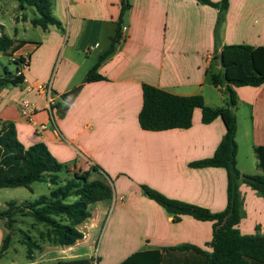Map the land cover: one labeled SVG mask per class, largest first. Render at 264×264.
<instances>
[{"label": "crops", "instance_id": "crops-1", "mask_svg": "<svg viewBox=\"0 0 264 264\" xmlns=\"http://www.w3.org/2000/svg\"><path fill=\"white\" fill-rule=\"evenodd\" d=\"M127 2L120 14L121 0H50L61 29L40 28L36 40L22 39L25 43L12 53L27 58L20 70L25 81L0 87V119L13 124L23 146L42 142L68 172L85 173L96 164L112 183V196L93 203L89 216L76 225L82 237L64 245L69 251L54 253L51 246L48 258L33 262L85 257L91 264H117L133 252L155 250L158 264H200L197 250L162 248L186 244L205 252L211 249L209 221L189 215L172 221L170 213L141 194L138 184L212 212L222 210L225 170L188 163L212 154L227 116L202 123L195 107L189 127L152 131L139 127L137 113L142 84L176 95L199 94L204 105L223 106L219 89L208 78L211 67L219 69L213 61L216 9L196 0ZM117 22L119 36L110 49ZM219 42L264 45V0H228ZM100 55L95 73L102 78L85 81ZM48 81L54 99L51 118L42 94L32 87ZM232 89L235 166L241 174L263 175L253 146H264V83ZM70 90L74 91L59 114L57 102ZM22 99L35 105L30 119L19 114ZM39 124L44 127L35 133ZM238 190L243 210L236 224L239 233H252L255 226L264 231V198L244 183ZM81 241L91 249L70 251Z\"/></svg>", "mask_w": 264, "mask_h": 264}, {"label": "trees", "instance_id": "trees-1", "mask_svg": "<svg viewBox=\"0 0 264 264\" xmlns=\"http://www.w3.org/2000/svg\"><path fill=\"white\" fill-rule=\"evenodd\" d=\"M21 9L29 8L33 16L31 26L46 29L53 25L60 28L59 21L51 13L50 0H16ZM216 9L213 29V61L219 69L211 75L210 82L217 87L223 97V106L208 107L199 94L176 95L152 85H141V106L137 113V123L144 130H164L187 128L191 123L192 109H200V121L208 123L219 115L227 116L224 133L212 154L188 163L191 167H222L225 170V205L222 210L212 212L207 208L165 196L154 188L139 183L141 194L154 201L165 212L171 214L172 221L179 215H189L200 221L211 223L210 251L182 244L168 249H193L200 252V264H264V231L255 226L249 234H240L236 224L243 215L239 183L248 185L264 198V176L260 173L241 174L235 166L236 144L234 141L235 119L231 109L235 105L233 86H257L264 83V45L252 46L246 43L226 44L219 42V28L224 20L228 0H196ZM128 7L127 0H121L120 14ZM120 23L117 22L111 38L110 49L119 36ZM25 43L22 39L8 36L0 24V52L12 54ZM109 49V50H110ZM87 71L84 80L101 79L95 73L99 59ZM14 71L3 67L0 73V87L20 84L22 76L15 71L21 58H12ZM74 91V90H73ZM73 91L61 94L59 114L65 110L67 99ZM257 166L264 169V146H253ZM90 171L97 177L88 179L85 173L68 172L67 166L58 162L42 142L23 146L16 138L11 122L0 119V187L30 188L32 182H45L53 187L46 194L26 200H9L0 210V220L5 233L0 237V256L7 250L12 237L18 234L19 242L25 248V257L32 259L41 242L69 245L82 237L76 225L89 216V207L100 200L112 196V183L109 176L96 164ZM20 224L26 227L19 226ZM31 230V231H30ZM160 254L153 251H136L117 264H158ZM21 264H91L90 259L72 258L53 261H37Z\"/></svg>", "mask_w": 264, "mask_h": 264}, {"label": "rangeland", "instance_id": "rangeland-1", "mask_svg": "<svg viewBox=\"0 0 264 264\" xmlns=\"http://www.w3.org/2000/svg\"><path fill=\"white\" fill-rule=\"evenodd\" d=\"M33 16V12L29 8L21 9L18 7L16 0H0V24L2 25V30L10 37H16L18 39H26L30 41H34L40 35V28L38 26H31L29 23V19ZM16 28V29H15ZM16 32V33H15ZM15 34V35H14ZM14 55L6 54L0 52V73L2 72L3 67L8 69L9 71L14 70V63L10 60ZM217 71L215 67H211L208 71V78L211 75L216 74ZM264 175V174H263ZM97 175L89 170L88 179H94ZM53 186L45 183V182H32L30 184V188L26 187H0V210L5 207V202L9 200H26L36 198L40 194H46L49 189ZM112 204V203H111ZM111 205L107 212L110 211ZM19 226L26 227V225L20 224ZM31 231V230H30ZM5 233V228L2 226V220H0V237ZM18 234H15L11 242L5 251V253L0 256V264H21L27 262H33V260L45 259L48 258L47 251L52 250L54 253H63L68 252L66 250L67 246L59 245V244H50L48 242H41V247L39 250H35L33 253L32 259H27L25 257V248L23 244H21L18 240ZM91 247L85 241H81L80 244L77 243L71 246L70 251L82 252L86 249L89 250ZM85 249V250H84ZM50 252V253H53ZM94 260V257H92ZM94 264V263H93Z\"/></svg>", "mask_w": 264, "mask_h": 264}, {"label": "built area", "instance_id": "built-area-1", "mask_svg": "<svg viewBox=\"0 0 264 264\" xmlns=\"http://www.w3.org/2000/svg\"><path fill=\"white\" fill-rule=\"evenodd\" d=\"M121 29L123 30L124 29V26L121 27ZM21 58V61L18 65V68L17 70L15 71V74L18 75L20 74L21 75V72L20 70L22 68H24L26 66V63H27V58L25 57H20ZM25 79L22 77V80L21 82H24ZM32 87L34 88V90L37 92V93H40L42 94L43 98H44V106H45V109L47 110L50 118H51V115H50V108L52 106V104L54 103V99H53V95H52V92H51V88H50V81L46 82V83H39V82H35ZM35 109V105L27 100V99H22L19 101L18 103V110H19V114L21 117L25 118V119H30L33 111ZM44 126L42 124H39V125H36L34 127V132L35 133H39L42 128Z\"/></svg>", "mask_w": 264, "mask_h": 264}, {"label": "water", "instance_id": "water-1", "mask_svg": "<svg viewBox=\"0 0 264 264\" xmlns=\"http://www.w3.org/2000/svg\"><path fill=\"white\" fill-rule=\"evenodd\" d=\"M215 63H216V64H218V62H217V61H216Z\"/></svg>", "mask_w": 264, "mask_h": 264}]
</instances>
